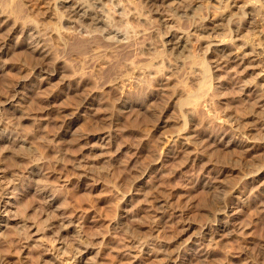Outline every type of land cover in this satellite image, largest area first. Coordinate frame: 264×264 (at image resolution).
Listing matches in <instances>:
<instances>
[{
  "label": "rangeland",
  "instance_id": "rangeland-1",
  "mask_svg": "<svg viewBox=\"0 0 264 264\" xmlns=\"http://www.w3.org/2000/svg\"><path fill=\"white\" fill-rule=\"evenodd\" d=\"M131 1L138 17L128 23V43L117 45L105 41L95 30L94 36H86L84 33L91 30L64 29L63 19L53 14L54 7L67 6L69 0H0L18 22L12 43L23 39L20 29L25 22L53 31L46 39L49 62L60 69L47 82L32 77L33 81L19 86L40 60L30 52L29 55L25 46L0 56V100L18 96L12 107H21L35 120L22 122L24 131L19 134H30L29 141L15 152L6 151L0 165V196L9 202L5 209L2 207V223L8 227L0 230V264H164L171 249L177 246L185 251L196 239L205 242L201 246L208 256L202 263L189 256L188 264H264V207L253 203L259 196L256 188L239 212V222L248 226L246 237L244 232L232 233L209 244L199 237L205 226L210 227V232L218 229L219 209L252 186L246 173H256L263 159L245 158L237 147L216 144V149H200L207 164H187L178 153L163 166L158 162L165 153L164 140L187 131L193 122L198 123L196 137L200 140L208 137L219 141L224 133L233 131L231 134L247 137L251 147L264 144V104L259 102L255 88L244 86V80L256 77L264 85V70L246 74L241 67L216 61L217 56L206 46L209 38L200 37L201 31L194 32V26L204 23L206 17L211 21L217 18L218 10L223 9L220 1L183 0V5L192 2L202 6H198L197 15L181 16V20L168 12L162 20L142 0ZM243 1L236 0L240 4ZM232 12L240 14L237 8ZM260 12L264 13V9L260 8ZM240 17L242 22L246 20ZM7 29L0 34H7ZM171 34L191 41L183 55L167 49L171 45L165 42ZM240 36L258 42L245 29ZM24 38L29 39L27 34ZM157 59L164 69L154 72L149 68L138 83L135 67L154 64ZM126 60H132L131 65ZM166 80L168 85L161 89L158 81ZM88 92L94 98L91 108L80 110L82 97ZM123 100L134 103L130 113L121 112ZM72 110L81 112L75 123L80 131L93 132L111 125L106 117H116L119 111L121 117L100 147L87 148L74 135L57 138L51 144L43 140L58 130L59 116ZM47 116L49 121L42 119ZM38 118L42 119L40 125ZM164 119L168 121L163 125L160 121ZM6 126L1 125V129L7 136L10 128ZM0 143L8 144L5 139ZM142 170L151 177L146 175L147 181L140 185L143 194H135L127 203L126 194L134 191ZM208 180L218 186L209 189L205 185ZM235 186L239 187L237 192L232 189ZM157 198L167 199L163 213L154 207ZM176 209L182 215L174 216ZM155 216L161 221L159 227L155 226ZM119 221L123 222L121 227L117 225ZM22 223L28 225H23L24 231L19 227Z\"/></svg>",
  "mask_w": 264,
  "mask_h": 264
},
{
  "label": "bare ground",
  "instance_id": "bare-ground-1",
  "mask_svg": "<svg viewBox=\"0 0 264 264\" xmlns=\"http://www.w3.org/2000/svg\"><path fill=\"white\" fill-rule=\"evenodd\" d=\"M42 1L46 3V0H42ZM142 1H143V4H145L148 7L149 11H151L152 13H155V14H159V16H162L161 19L163 18V15L166 14V12H168V15L172 14V16L174 15V16L179 17V19L181 18V16L186 17V16H190V15H197L198 9L200 8V7L198 8V6H202V5H200V3L198 4V3H192V2H191V4L189 3V5H187V4L183 5V3L181 4V1H183V0H142ZM214 1H216V2L220 1V5L222 6L221 8H223V9H221L220 11L218 10V15H216L217 18L215 20L211 21V19L209 20V18L206 17L204 23L201 22L199 24H196L194 26L195 28H193L194 32L195 31L196 32L201 31V32H198V35H201L200 37L206 36L209 38L206 46L210 52H213L215 54V56H217L216 61L221 60V63H225L227 66L232 65V66L241 67V68H243L242 70L245 71L246 74H252V72L251 73H249V72L253 71L254 69H257L260 71L264 70V28H263L264 23L261 22V20L264 19V13L260 12V8L264 9V0H244L242 4L236 2V0H214ZM132 2L133 1H131V0H69L70 4L67 6H64V5H63V7H60L59 5H57V7L55 6L54 8H56L55 9L56 11L53 14H55V17L58 20L63 19L62 21L64 22V25L62 24V26H64V29L66 28L67 31H72V30L75 31L76 29H81V28L89 29V30H91L90 32L84 33L87 36V35L95 34L96 32L93 31V30H95V31H97V33L99 32V34L104 38L105 41H107V40H108L107 42L114 41V42H117L116 43L117 45H123V44H127L129 41V37H131V35H129V33L127 34V32H130L127 29L128 23L132 20L134 22V19L137 20V17H138V13L136 14V11L133 9L134 7L132 4H134V2L133 3ZM159 6H164L165 9L162 10L161 7H159ZM63 8H65V9L63 10ZM232 8H237L239 10L240 14L238 16H235L232 12ZM48 9H50V8H48ZM215 11H216V8H215ZM137 12H138V10H137ZM64 13H66L65 18H64ZM50 15H52V14H50ZM174 16H173V18H174ZM240 16L246 17V20L244 22H242L240 19L241 18ZM236 17H237V19H236ZM162 20H165V19H162ZM237 20H240L241 23H240V21H237ZM16 23H18V22H17V19H14L13 15H12V11L7 9L4 4H2V5L0 4V31L3 28H5V29H6V27L8 28L7 29L8 33L5 32L7 34H4V33L2 35L0 34V56L3 54L7 55L9 53L14 52L17 49V46L18 47L19 46H25L24 49L28 50L27 53L30 52L34 57L37 58L36 60L39 59L40 61L38 60L39 61L38 64L35 63L37 65L33 66V69L29 75H26V76H24V78H22L24 83L20 81L19 86H22V85L24 86V84H27L29 81H33L32 77L33 78L35 77V79H37L41 83L49 81L53 77L54 74H56L60 71V69L56 65H55V67H53L49 62V58H50V56H49V45H48L46 39L49 37V36L47 37V35L52 33L53 31L47 30L44 27H41V28L40 27L38 28L36 26L33 27L30 25L31 22H30V24L29 23L27 24V22H25L26 24H23V25H26V26L20 30L23 33L24 37L27 34L29 39H27V38L25 39L24 37H23V39L21 38V40L16 39L17 44L16 43L14 44V43H12V41L15 37L14 33L16 32V30H18V26H17L18 24H16ZM19 24H21V23H19ZM243 29H245L247 31L248 35L250 34V36H251L250 38L255 36L257 38L258 42L256 40L254 42H251L250 40L242 39L243 36L241 37L240 34H241V31ZM226 30H228V32H226ZM229 31L235 32L237 34H235V33H234L235 35L234 34L233 35L227 34V33H229ZM22 33H21V35H22ZM79 33H80V30H79ZM92 36H94V35H92ZM235 36H237V37L240 36L241 38L240 37L235 38ZM18 39H20V37ZM16 40H14V41H16ZM190 42L191 41H189L188 39L187 40L184 39V36H180L179 34H177V35L171 34V39L167 40L165 42V44L171 45L170 47H167L168 50L172 49L171 50L172 52H175L176 54H182L183 55V53L186 52L185 50L188 49ZM190 48L192 49V47H190ZM97 50L98 51H96V50L95 51L99 52V49H97ZM100 51H101V49H100ZM189 53H190V51H189ZM162 55L163 54H161L160 56H162ZM158 57H159V55H158ZM158 60L159 59H157V62L155 61L156 63H154V64L153 63L151 64L150 62L148 64L142 63L143 65L140 64L139 67L138 66L135 67V69H134L135 73L134 74H135V77L138 78V83L140 80V75L143 72L145 73L146 70H147L146 72H148L149 68H151V70L153 69L154 72H159V71H162L164 69L162 67V65L160 63H158ZM131 61L126 60V64L131 65ZM134 66H136V65H134ZM202 67H204V65ZM237 67H235V68L238 71ZM202 71H203V69H202ZM204 71H206V70H204ZM258 75H259V73H258ZM256 78L244 80L245 81L244 86L248 87L249 89L255 88V93L259 97V102L264 104V89H263L264 85H262L263 83L256 80ZM128 79H130V78H128ZM162 80H164V79H162ZM158 83H160V85H162L163 88L161 87V89L165 90V88H166L165 86H167L169 82L166 80L165 82L164 81H158ZM20 91L21 90H18L19 93H20ZM86 94L87 93H85V95H84L85 97L84 96L82 97V99L83 98L84 99L82 100L83 105L80 107V110L91 108L90 104L92 103L94 98L92 97L91 93L88 92V94L87 95ZM16 98H18V96ZM16 98L13 97V98H9V99L6 98L3 100H0V141L5 139L8 142L7 145H2L0 143V165L3 161V156H5L6 151H12V152L14 151L15 152V151H17L15 149H17L19 146H22L23 143H26L27 141H29V135L30 134L26 133L27 135L26 134L20 135L19 133L21 132V130H23L24 124L22 122L26 119L34 120V118H32L28 114L29 112L26 113L27 111L25 112L24 109L22 110L21 107L20 108L18 106H15V108L12 107L15 105L14 101L16 100ZM133 104L134 103L131 100H123L120 104L121 112L122 113L123 112L124 113H130L131 109L133 107ZM139 105L145 108V105H143L141 103H139ZM117 109H119V106ZM116 112H117V110H116ZM121 112L119 111L120 115H121ZM116 114H117L116 117H108V116L106 117L109 120V122L111 123V125H109V126L105 125L104 127L100 128V129L98 128L99 130L98 129L95 131L93 130V132H92L91 131L92 129L90 131H83V130L80 131L79 129H77L75 127V123H77L79 117L81 116L80 111H78V110L67 111L61 117L59 116L60 119L58 118V122H59L58 130L55 131L54 134H52L51 138L50 137H44L43 140H45L47 143L51 144L57 138H61V137H64L66 135H74V138H76L77 140L83 141L85 144V147L87 145V148L100 147L101 146L100 143L105 142L106 137H108L109 135L111 136V134H112L111 129L117 123L116 120H118V118L120 116V115H118V113H116ZM48 116L46 118H42V119H44L45 121H47V119H48V121H49L50 116L49 117ZM122 116H123V114H122ZM42 119L38 118L39 122H37V123L39 125L41 123L40 120H42ZM50 120H52V119H50ZM167 121H168L167 119L166 120L164 119L160 122L164 125V124H167ZM33 122H35V120ZM159 123H158V125H159ZM185 123H186V121H185ZM1 125L2 126L7 125L6 126V127H8L7 129L10 128V131L7 130L10 135L9 134L7 136H6V134L4 135V131H3L4 128L2 127L3 128V130H2ZM192 126H194V127L192 128ZM192 126H190L187 131H185L186 129L184 130V128H183L184 132L174 133L172 135H169V137H167L166 140H164V145H163V146H165V148H164L165 153L163 152L164 156L160 160L157 158V161L159 160L158 162H159L160 166H163L165 164L166 160H168L169 158H173L174 156L177 155V153L179 155H183V157L185 158V161H184V159H183V161L186 162L187 164H189V163L190 164L191 163L197 164L199 162L203 163V164L204 163L207 164L206 160L204 161V159H202V157H201L202 152L200 153V149L203 150V148L206 149L207 147L208 148L214 147L216 149V147H217L216 144L223 146L225 148L226 147L227 148L237 147L241 151L242 156H244L245 158L246 157H253L254 159H259V160L263 159V161H264V144L254 145L251 147V144H249L248 139H246L247 137H245L244 135L242 136L241 133H240V135H238V133H235V132H234V134H231L233 131L230 134L224 133L219 141H217L216 139H208V137L205 140H203L202 138H201L202 140H200L199 136H198L199 138L196 137V135H197L196 134V132H197L196 127L198 126V123L193 122ZM36 128H38V127H36ZM11 133H12V135H11ZM263 136H261V137H263ZM20 148H22V147H20ZM119 149H121V148H119ZM81 156H83V155H81ZM81 160H78V164H79V161H81ZM76 162H77V159H76ZM76 166L78 167L79 165H76ZM145 170H142L140 172V174L136 177L135 181L138 182V185L134 182L136 184L134 191H132V193L126 194V200H127L126 202L127 203L132 201L135 194H138V195L143 194L142 191L140 190L141 189L140 187H142L140 185L147 181V179L145 178L146 175L151 177V173H148ZM250 175L251 176H249V173L248 174L246 173V178L250 179L249 183H251L252 186L251 187L249 186L250 188L247 190H244V191H242V189H241V191H242L241 193H243V195L233 196L235 199L233 198L230 201H228V203H226V206L224 205V207L221 205L223 208L219 209L221 211H218V215L215 214L218 217L217 218L218 220L216 222V224H217L216 228H218V229L217 230L212 229L210 232L209 226H205V227L203 226L204 227L203 234L199 235V237H202V239H204V240L207 239L206 240L207 244H209L211 241H219V239H217V237H225V235L226 236L229 234L231 235L232 233L233 234L237 233V235H238L240 232L243 234V232L245 230H248L247 229L248 226H246L245 222H244L245 224H242L241 221L239 222V219H240L239 212L242 209L241 207L244 205V202L246 200H249V197H250L249 194H251V191H253V189L256 188L259 191V196L254 197V199L257 198L256 200L253 201L254 205H257L258 207H264V163L261 165H258L256 167V173L254 172V174L252 175V172H251ZM244 181H245V179H244ZM220 182H221V180H220ZM255 182H259V185H256L257 183L255 184ZM205 185H207V187L209 189H211V188L213 189L215 186H218L213 181L212 182L211 181L205 182ZM224 186H225V184H224ZM232 189L234 190V192H237L239 187L235 186ZM6 193H8V192H6ZM243 196H245V199H243ZM230 198H232V197H230ZM156 200H155L156 205L154 207L157 210H160L159 213H163V208L167 207V199L165 200L162 198H159V199L157 198ZM52 201H50V202H52ZM250 201H251V199H250ZM7 205H9V202L4 198L2 199V197H1L0 198V230L3 226L8 227L7 226L8 224L7 223L3 224L2 219H1L2 216L4 217V214L2 211L6 208ZM262 209H264V208H262ZM180 211H179V209H176L172 213L174 216H178L179 215L178 213L181 214ZM242 211H243V209H242ZM165 213H166V211H165ZM164 214H162V215H164ZM154 221H156L155 226L159 227L161 221H159L157 217L155 218ZM122 223H123L122 221H119L117 223L118 227H121ZM23 225L26 226L27 224L22 223L19 226V227H21L20 230L23 229ZM186 225H187V222H186ZM23 231H24V229H23ZM245 232H244V236H245ZM205 235H207L209 238L205 237ZM153 241H155V240H153ZM150 243L151 242H149L147 244H150ZM202 244H205V242L203 240L196 239V241L191 243L188 247L186 246L187 248L185 251H184L185 248L184 249H180L179 247L176 248L177 246H175V248L171 249L170 251L169 250L165 251V253L168 251L169 252L166 253V257L164 258V264H188L187 260L189 259L188 258L189 256H193V257L195 256L197 258L196 260H199L198 262L202 263L201 261H203L208 256L206 251H203V249H202L203 247L201 246ZM136 252H137V250H136ZM261 256H263V259H264V254Z\"/></svg>",
  "mask_w": 264,
  "mask_h": 264
}]
</instances>
